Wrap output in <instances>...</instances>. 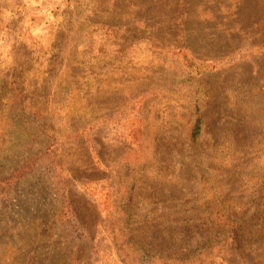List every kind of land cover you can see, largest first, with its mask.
I'll return each mask as SVG.
<instances>
[{"label": "rangeland", "instance_id": "rangeland-1", "mask_svg": "<svg viewBox=\"0 0 264 264\" xmlns=\"http://www.w3.org/2000/svg\"><path fill=\"white\" fill-rule=\"evenodd\" d=\"M0 264H264V0H0Z\"/></svg>", "mask_w": 264, "mask_h": 264}, {"label": "trees", "instance_id": "trees-1", "mask_svg": "<svg viewBox=\"0 0 264 264\" xmlns=\"http://www.w3.org/2000/svg\"><path fill=\"white\" fill-rule=\"evenodd\" d=\"M195 121L190 130V143L193 147H198L202 135L203 116L200 112H195Z\"/></svg>", "mask_w": 264, "mask_h": 264}]
</instances>
